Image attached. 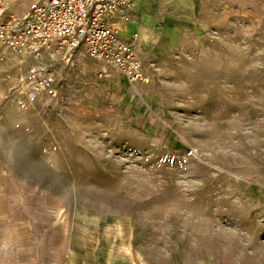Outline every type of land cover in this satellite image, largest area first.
<instances>
[{"label":"rangeland","instance_id":"obj_1","mask_svg":"<svg viewBox=\"0 0 264 264\" xmlns=\"http://www.w3.org/2000/svg\"><path fill=\"white\" fill-rule=\"evenodd\" d=\"M156 2L148 82L0 41V264H264V1Z\"/></svg>","mask_w":264,"mask_h":264},{"label":"built area","instance_id":"obj_2","mask_svg":"<svg viewBox=\"0 0 264 264\" xmlns=\"http://www.w3.org/2000/svg\"><path fill=\"white\" fill-rule=\"evenodd\" d=\"M138 1L0 0V41L27 69L20 89L26 100L34 104L59 97L53 68L38 66L49 58L69 64L90 57L104 72L117 71L131 84L148 82L138 33L124 35Z\"/></svg>","mask_w":264,"mask_h":264},{"label":"crops","instance_id":"obj_3","mask_svg":"<svg viewBox=\"0 0 264 264\" xmlns=\"http://www.w3.org/2000/svg\"><path fill=\"white\" fill-rule=\"evenodd\" d=\"M157 0H139L136 4V8L134 11V21L130 22L129 24H126L124 26V34L126 35V38H128V35L131 36V34L138 33L140 34V31L136 30V27L139 26V30H141L146 25L150 24L154 20V18L158 17L157 14V8H156V2ZM188 3L191 5V3H195L197 0H187ZM264 0H221V2H225L227 4H233L236 3L240 6H246L251 3L253 4H259ZM143 26H141V23H143ZM143 30V29H142ZM141 30V33H142ZM140 37V35H139Z\"/></svg>","mask_w":264,"mask_h":264}]
</instances>
